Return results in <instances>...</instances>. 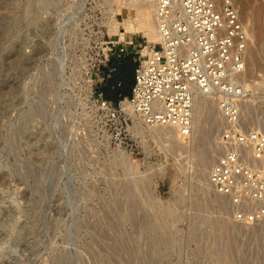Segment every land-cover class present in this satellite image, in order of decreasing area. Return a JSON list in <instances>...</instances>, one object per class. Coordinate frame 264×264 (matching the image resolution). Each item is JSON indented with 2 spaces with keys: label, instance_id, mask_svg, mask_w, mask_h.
Here are the masks:
<instances>
[{
  "label": "rangeland",
  "instance_id": "obj_1",
  "mask_svg": "<svg viewBox=\"0 0 264 264\" xmlns=\"http://www.w3.org/2000/svg\"><path fill=\"white\" fill-rule=\"evenodd\" d=\"M236 3L255 32L247 110L264 130V0ZM114 10L0 0V264H264V220L235 222L208 181L220 119L177 142L98 106Z\"/></svg>",
  "mask_w": 264,
  "mask_h": 264
},
{
  "label": "built area",
  "instance_id": "obj_2",
  "mask_svg": "<svg viewBox=\"0 0 264 264\" xmlns=\"http://www.w3.org/2000/svg\"><path fill=\"white\" fill-rule=\"evenodd\" d=\"M153 4L159 41L143 52V42L111 40L98 54L99 80L111 78L116 65L134 55L131 94L114 102L99 88L96 101L112 118L128 100L145 123L171 126L189 139L194 127L195 97L210 95L220 112L218 148L209 181L228 201L239 224L264 220V130L251 123L245 103L255 91L237 80L246 68V33L233 0H132ZM118 85L121 81H118Z\"/></svg>",
  "mask_w": 264,
  "mask_h": 264
},
{
  "label": "bare ground",
  "instance_id": "obj_3",
  "mask_svg": "<svg viewBox=\"0 0 264 264\" xmlns=\"http://www.w3.org/2000/svg\"><path fill=\"white\" fill-rule=\"evenodd\" d=\"M237 0H233V2L236 4V7L238 9ZM111 6H115L114 10V15L115 18H113V23L112 27L110 28V31H114V28L118 29L120 32V37H118V40L115 42H120V41H131L132 39L135 38V35L139 32L143 33V45H144V50L143 52H146L148 49V46L150 44L157 43L159 41V34L157 33V28H156V23H155V17H154V7L153 4L144 2V3H136L133 2L132 0H109ZM80 4V3H79ZM81 5V4H80ZM83 6V5H81ZM80 6V7H81ZM79 7V5H78ZM238 15L239 19L242 22V19L240 17V12L238 9ZM245 33H246V38H247V46L245 49V58L246 62L248 59V55H253L252 49L250 47V43L255 39L254 35L255 32L254 30L249 28L248 23L242 22ZM125 36H130L132 37L129 40H125ZM254 43V42H252ZM104 50H107L106 46H103ZM250 61V60H249ZM248 65V63H246ZM247 69V68H245ZM245 73V71H244ZM241 76L237 81L243 82L244 84L250 86V84L247 82V79L245 78V75ZM251 104V103H250ZM253 106V105H252ZM250 108L248 103H245V109ZM120 110L123 111L126 114L131 115L134 121L135 128L138 130H144L146 129V126L151 127V130L155 133L158 134H163V133H171L174 135L175 140L177 142H182L184 140H187L186 138L182 137L179 134L178 129L171 127V126H162V125H149L144 122L142 117L137 114L132 105L128 100H123L121 103ZM194 125H196L202 117H211L214 120L220 119V112L217 108V102L214 100L210 95L199 93L195 97V106H194ZM206 119V118H204ZM208 121V119L206 120ZM210 121H212L210 119ZM215 122V121H214ZM215 124V123H214ZM218 124V123H216ZM219 125V124H218ZM195 127V126H194ZM193 127V128H194ZM154 133V134H155ZM209 181V178H208ZM210 183V181H209ZM211 184V183H210ZM217 194H219L216 191ZM223 197V196H222ZM223 199V198H222Z\"/></svg>",
  "mask_w": 264,
  "mask_h": 264
},
{
  "label": "trees",
  "instance_id": "obj_4",
  "mask_svg": "<svg viewBox=\"0 0 264 264\" xmlns=\"http://www.w3.org/2000/svg\"><path fill=\"white\" fill-rule=\"evenodd\" d=\"M122 66L120 67L119 72L122 74V82L120 85L115 83V79L111 78L107 79L106 85L104 88L105 96L108 99L113 100L114 102H118V100L124 96H128L131 93L132 88V78H131V69L135 68V64L131 63L126 57L122 59ZM134 65V66H133Z\"/></svg>",
  "mask_w": 264,
  "mask_h": 264
},
{
  "label": "crops",
  "instance_id": "obj_5",
  "mask_svg": "<svg viewBox=\"0 0 264 264\" xmlns=\"http://www.w3.org/2000/svg\"><path fill=\"white\" fill-rule=\"evenodd\" d=\"M126 58L128 60H130L131 63H134L135 64V68H136L137 61H136L135 56L134 55H128V56H126ZM122 64H123L122 60H116V59H112V62L110 64V65H116L117 66V71L115 72L114 77H113L115 79V83L116 84L118 83V81H121L122 82V74L119 72L120 67L122 66ZM135 68L134 69H131L132 86H133L134 80H135ZM102 89L104 91V88H102Z\"/></svg>",
  "mask_w": 264,
  "mask_h": 264
}]
</instances>
